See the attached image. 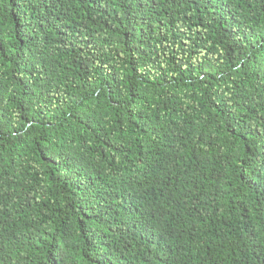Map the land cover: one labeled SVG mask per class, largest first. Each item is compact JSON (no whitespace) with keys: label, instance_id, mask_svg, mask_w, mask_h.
<instances>
[{"label":"trees","instance_id":"trees-1","mask_svg":"<svg viewBox=\"0 0 264 264\" xmlns=\"http://www.w3.org/2000/svg\"><path fill=\"white\" fill-rule=\"evenodd\" d=\"M0 264H264V0H0Z\"/></svg>","mask_w":264,"mask_h":264}]
</instances>
